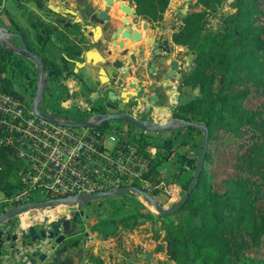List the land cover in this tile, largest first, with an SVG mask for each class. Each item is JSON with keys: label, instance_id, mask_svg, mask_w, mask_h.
Listing matches in <instances>:
<instances>
[{"label": "trees", "instance_id": "1", "mask_svg": "<svg viewBox=\"0 0 264 264\" xmlns=\"http://www.w3.org/2000/svg\"><path fill=\"white\" fill-rule=\"evenodd\" d=\"M130 1L138 14L151 20L160 19L168 3ZM222 2L195 0L201 9L186 13L172 34V41L186 45L193 55L187 82L197 87V94L181 104L174 115L206 128L207 149L195 184L181 206L170 214L154 216L159 227L152 231L151 239L154 249L163 251L166 257L159 264H231L229 258L234 264H264V257L247 256L260 246L264 236V0H232L233 11L221 16L217 28L208 27V12ZM0 81L5 91L14 94L9 50L3 42ZM187 129L199 133L195 128ZM142 135L145 148L151 141ZM171 143L172 138L161 139L165 151L158 158L144 154L148 167L144 176L157 171L161 161L172 157L177 174L165 181V189L161 190L172 196L171 191L178 187V199L191 179L197 154L176 152ZM215 148L228 150L231 156L228 168L232 174L220 181L221 188L216 187L213 173L205 167ZM18 166L19 162L0 148V193L5 198L20 189L14 178ZM158 190L154 188L153 194ZM136 196L125 193L105 198V209L91 230L106 238L118 226L128 230L142 219L152 218L149 212L142 211ZM118 200L124 202L116 203ZM63 243L68 254L77 241Z\"/></svg>", "mask_w": 264, "mask_h": 264}, {"label": "flooded vegetation", "instance_id": "2", "mask_svg": "<svg viewBox=\"0 0 264 264\" xmlns=\"http://www.w3.org/2000/svg\"><path fill=\"white\" fill-rule=\"evenodd\" d=\"M21 1L23 17L14 8L20 0H14L9 15L0 12V20L6 18L4 44L15 96L30 107L36 102L38 112L56 118L94 119L113 127L125 124L139 134L167 133L174 123L180 124L174 113L188 100L184 96L189 94L187 76L192 68L186 45L172 41L181 19L179 26L169 28L160 19L138 14L130 0ZM117 114L165 128L152 131L127 120L100 121ZM162 118V124L155 123ZM44 221L22 226L16 217L6 219L0 227V264H20L15 260L23 250L35 258L34 264L47 262L46 256L38 260L42 252L35 257L32 253L40 251L43 240L54 239L21 237L29 223L33 234L47 232L52 223L46 228ZM59 233L64 236L59 243L69 240L63 230Z\"/></svg>", "mask_w": 264, "mask_h": 264}, {"label": "built area", "instance_id": "3", "mask_svg": "<svg viewBox=\"0 0 264 264\" xmlns=\"http://www.w3.org/2000/svg\"><path fill=\"white\" fill-rule=\"evenodd\" d=\"M54 118L60 122L33 114L30 104L5 91L0 81V148L19 162L20 189L8 198L9 209L29 202L32 193L44 201L137 187L148 168L136 142L139 133L94 119ZM82 120L87 125L61 123ZM176 200L170 196L165 202L171 206ZM45 222L46 228L53 223Z\"/></svg>", "mask_w": 264, "mask_h": 264}, {"label": "rangeland", "instance_id": "4", "mask_svg": "<svg viewBox=\"0 0 264 264\" xmlns=\"http://www.w3.org/2000/svg\"><path fill=\"white\" fill-rule=\"evenodd\" d=\"M194 1L195 0H168L165 10L161 15L160 21L165 25H168L169 28L175 29L177 26H179L181 17H183L186 13L201 9L200 6L194 4ZM231 1L232 0H223L222 3L214 8L215 10L208 12V16L206 18L208 27L217 28L221 23V16L233 11ZM14 3V0H0V12L4 15H9L10 12L15 8L18 17H23L25 9L24 1L20 0V2L15 3V7ZM3 19L5 22L6 18L3 17ZM4 22L3 20H0L1 27H4ZM187 53H189L190 57L192 58L193 55L191 51L188 50ZM196 88L197 87L195 85L191 84L189 88V94L184 97L187 98L188 96V100L192 98L197 94ZM56 102L58 104L60 103L59 100ZM46 103L48 104V102ZM249 106L251 105L249 104ZM62 118L67 120L78 119L71 116ZM164 120V118L160 119V121L158 119H154L155 123L157 124H162ZM114 125L115 124L110 123V126ZM124 126L127 125L122 124V126L118 127L123 128ZM171 127L173 129L168 130L167 133L154 131L152 133L142 135L147 141H151V143H149V145L145 148L141 146L143 139L140 138V134L137 136L139 139H137L136 142L137 145L141 147L143 158H146V155L144 154L156 158L161 156V154L165 151L164 148H161V139L163 138H172L171 148H173L174 151L185 152L186 145H188L189 142H194L192 139L190 140V133L194 135L191 138H193V140L196 139L193 146H195V154L198 153L201 139L200 131L199 133H196L195 131L188 130L187 128H180L179 124L177 123H174ZM231 148L232 147L229 149ZM230 158L231 156L228 150L215 148L210 164L205 165L206 170L213 173V183L216 184L217 188H221L220 181L222 179L232 174L228 168ZM157 168V171L149 174L147 177L143 176L141 181H139L136 185L139 188H143L144 191L156 199L164 208H167L169 206L165 201L166 198H168L169 193L166 195V190L163 191L161 189H165L162 187L165 181L167 183L170 178L176 177V171H174L173 167V158L170 157L167 161H161ZM14 178H17L16 172ZM154 188H159L160 191L158 190L155 194H153ZM178 192V187L175 189V191H173V193L171 191L172 197H177ZM40 197L42 196L32 193L29 198V202L40 201L42 200ZM135 198L142 204V211L149 212L152 215V218L142 219V221L137 224V226L141 225L140 230L142 231V234H146L143 239H148L151 237L152 231L158 229L159 227V222L154 217L158 213L153 205L146 202L141 196H136ZM7 200L8 198H5L0 193V214L4 212L3 209L9 210V207H11ZM119 202L123 203L124 201H116V203ZM106 204L107 201L105 198H96L85 202L72 201L55 206H38L31 208L29 211H25L21 214L13 216V218L16 217L22 226H25L27 222L33 223V221H38L40 223L42 222V225L44 220L46 222L48 220L50 222H56L62 219H67L70 221L69 229L67 232L64 231V234L67 235L68 239H74L77 241V243L72 247L71 255L66 253L65 243L56 244L53 240L45 239L41 243L42 247L40 248V251L36 250L32 253L34 257L37 256L39 252H42L45 254L47 260H51L55 264H132L136 262V260H140L141 262L139 263L145 264V257L142 254L135 257V252H129L124 248H121L122 243L131 239V237L127 235L128 233L133 232L131 229L123 230L120 226H118L115 233L112 236H108L106 238H102L100 234L91 230V225L102 214ZM58 207L61 208L60 211H58ZM44 210L47 212V214L44 213ZM45 225L48 224H44V226ZM7 246L8 245L6 244L5 248H7ZM247 256L254 258L264 257V236L260 246L251 250ZM229 261L231 264H234L231 258H229ZM168 264L172 263L169 262Z\"/></svg>", "mask_w": 264, "mask_h": 264}, {"label": "water", "instance_id": "5", "mask_svg": "<svg viewBox=\"0 0 264 264\" xmlns=\"http://www.w3.org/2000/svg\"><path fill=\"white\" fill-rule=\"evenodd\" d=\"M5 33H6V29L0 26V42H3V43L6 42ZM31 111L33 114L41 116V117L48 119L50 121L60 122V121H57L51 115L40 114L36 109V102H34L32 104ZM112 119L127 120L128 122H130L136 126H139L141 128H144L146 130H152V131L153 130H163L165 128L164 124L163 125H155V124L142 123V122H140V121H138V120H136L130 116L124 115V114L109 115L106 117H101L100 121L112 120ZM178 122L180 124L186 126V127L195 128L198 131H200L201 132V139H200V146H199V150H198V153L196 156V161H195V165L193 168V173H192L191 179H190L186 189L183 191V193L179 196V198L171 206L164 208L162 205H160V203L156 199L151 197L146 191H144L140 188H137L135 186H125V187L117 188L114 191L106 190V191L95 192V193H90V194H85V195H79V196L70 197V198H59V199H48V200H44V201L26 202L22 205L11 208L5 212H2L0 214V227L4 226V221L6 219L13 217V216H16L18 214H21L25 211H29L33 207L44 206V205H48L51 203H57V202L58 203H65V202H72V201L85 202V201H89L91 199H96V198L120 196V195H123L125 193H133V194H137L138 196H141L146 202L152 204L153 207L155 208V210L157 211V213H159V214H170V213L176 211L181 206V204L184 202V200L186 199V197L190 193V191L192 190V188L195 184V180H196V178H197V176L201 170L203 156H204L205 151L207 149V131H206V128L202 124H199L197 122L184 121V120H179ZM61 123L68 125V126H85V125H87L85 120H82V121H63ZM68 228H69V220L62 219V220H58V221L52 223L51 228L47 232L41 230V231H39L38 234H33L34 233L33 226L29 223L27 228H26L27 232H24V229H21V237L27 238L28 235H31L32 239H35L38 237L49 238V239H54L55 243H59L64 238L63 234L59 233L60 230L66 231V230H68ZM54 233L57 235L54 236ZM44 257H45V254L40 253L38 256V260L41 261L44 259ZM15 261L20 263V264H34L35 258L30 257L29 253L23 252L22 254H20L18 256V258ZM15 261H13V262H15Z\"/></svg>", "mask_w": 264, "mask_h": 264}, {"label": "crops", "instance_id": "6", "mask_svg": "<svg viewBox=\"0 0 264 264\" xmlns=\"http://www.w3.org/2000/svg\"><path fill=\"white\" fill-rule=\"evenodd\" d=\"M192 136L194 135L190 133V136H189L190 140L192 139V141H194L191 143L189 142V144H191L192 146L188 144L185 147L186 148L185 153L188 154L189 156L196 155L195 146H193V144H195L196 139L193 140V138H191ZM133 229H131L133 231L132 233L127 234L128 236L131 237V239L126 240L124 243L121 244L122 249L124 248L126 251L135 252V257L140 256L142 254L145 257V261H144L145 264H158L157 262L159 260H165L166 258L165 253L163 251H156L154 249L155 242L151 239V237H149L148 239H143L146 234L144 235L142 234V231L140 230L141 225L140 226L136 225ZM23 252L25 251L23 250ZM139 262L141 261L136 260V262L132 264H141Z\"/></svg>", "mask_w": 264, "mask_h": 264}, {"label": "bare ground", "instance_id": "7", "mask_svg": "<svg viewBox=\"0 0 264 264\" xmlns=\"http://www.w3.org/2000/svg\"><path fill=\"white\" fill-rule=\"evenodd\" d=\"M58 209H59V207H58Z\"/></svg>", "mask_w": 264, "mask_h": 264}]
</instances>
